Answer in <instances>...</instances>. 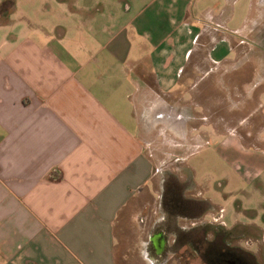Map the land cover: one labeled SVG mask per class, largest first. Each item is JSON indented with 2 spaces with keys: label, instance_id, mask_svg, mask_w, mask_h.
<instances>
[{
  "label": "crops",
  "instance_id": "crops-1",
  "mask_svg": "<svg viewBox=\"0 0 264 264\" xmlns=\"http://www.w3.org/2000/svg\"><path fill=\"white\" fill-rule=\"evenodd\" d=\"M257 5L0 0V264H169V237L189 244L177 236L202 222L259 230L251 244L264 245L261 228L229 221L237 191L200 193L210 204L201 219L196 207L153 205L156 168L142 137L162 125L202 56L221 65L249 52V23L264 20ZM227 128L217 155L247 196L264 200V128L248 146ZM260 212L264 201L252 222ZM180 255L176 264H201Z\"/></svg>",
  "mask_w": 264,
  "mask_h": 264
},
{
  "label": "rangeland",
  "instance_id": "rangeland-1",
  "mask_svg": "<svg viewBox=\"0 0 264 264\" xmlns=\"http://www.w3.org/2000/svg\"><path fill=\"white\" fill-rule=\"evenodd\" d=\"M263 7L264 5H257L255 15L264 18ZM263 21H250V33L245 38L250 45L249 52L242 56L238 54L232 63L209 65L202 56V65L193 66L195 70L192 84H186L179 95L170 98L169 104L172 107L160 121L162 125L156 127L154 124V132L142 133L156 168L153 205L157 202L165 207L184 206L186 211L196 207L201 219L210 204L207 200L198 198L200 193L208 195L220 192L225 195L224 192L237 191L232 194V216L229 221L248 223L247 225L253 223L252 225L264 231V212L258 214L259 220L252 222L264 200L247 196L244 193V190L247 191L246 184L236 179L234 171L217 155L221 136H226L227 127H232L246 146L256 140V135L264 128V111L259 109L257 101V97L261 95L260 90L264 89V53L256 50L262 46L264 39ZM259 66L263 69L258 70ZM176 114L182 116L184 126L179 127L184 132H176ZM214 130L220 135L214 134ZM225 178L228 182L224 185L222 181ZM187 219L184 222L190 224L191 220ZM170 223L174 226V223ZM199 226V232L195 229L194 233L185 231L176 235L179 241L189 244L177 242L176 245H170L172 238L168 236L169 242L164 253L169 256V264H176L177 256L180 257L183 251L194 254L201 264H208L204 256L213 250H222L226 256L213 258V261L219 260L221 264H244L240 258L244 252L252 255V252L257 253L262 260L259 263L264 264V245L256 242L251 244V239L258 236L252 228L237 224L226 229L205 222ZM245 240L250 242H242ZM131 243L125 247H132ZM125 247L121 246L123 249ZM231 251L234 255L229 256ZM254 258L258 264V258Z\"/></svg>",
  "mask_w": 264,
  "mask_h": 264
},
{
  "label": "trees",
  "instance_id": "trees-1",
  "mask_svg": "<svg viewBox=\"0 0 264 264\" xmlns=\"http://www.w3.org/2000/svg\"><path fill=\"white\" fill-rule=\"evenodd\" d=\"M166 208H175V206H173V207L166 206ZM254 231H256V233L258 235L257 237H260L261 232L259 230H255V229H254ZM228 255L232 256V255H234V253L231 251L230 253H228ZM204 257H205V259H206L208 264H221V261H219V260L213 261V258L214 257H217V258L223 257L224 258L226 256L223 254L222 250L221 251L213 250L212 252H207L206 256H204ZM240 258H241V260L243 261L244 264H256L254 255H252L250 253H245V252L241 253Z\"/></svg>",
  "mask_w": 264,
  "mask_h": 264
}]
</instances>
